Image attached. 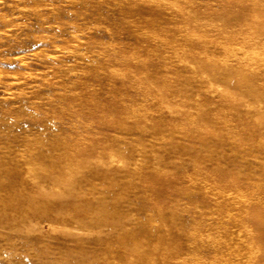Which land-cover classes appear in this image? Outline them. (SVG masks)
Wrapping results in <instances>:
<instances>
[{
    "label": "rangeland",
    "instance_id": "rangeland-1",
    "mask_svg": "<svg viewBox=\"0 0 264 264\" xmlns=\"http://www.w3.org/2000/svg\"><path fill=\"white\" fill-rule=\"evenodd\" d=\"M263 33L264 0H0V264H264Z\"/></svg>",
    "mask_w": 264,
    "mask_h": 264
},
{
    "label": "bare ground",
    "instance_id": "bare-ground-1",
    "mask_svg": "<svg viewBox=\"0 0 264 264\" xmlns=\"http://www.w3.org/2000/svg\"><path fill=\"white\" fill-rule=\"evenodd\" d=\"M262 22H263V21H262ZM262 24H263V23H262ZM262 24H261V26H262ZM261 26H260V28H262ZM258 28H259V27H258ZM258 31H259V30H258ZM262 32H263V31H262ZM256 33H257V35H258V32H256ZM252 34H253V33H252ZM263 34H264V33H263ZM253 35H254V34H253ZM259 35H261V34H259ZM262 36H263V35H262ZM259 37H260V39H264V38H261V36H259ZM255 38H256V37H255ZM252 39H253V38H252ZM257 39H258V38H256L255 41H257ZM260 39H259V40H260ZM249 40H250V39H249ZM253 41H254V40H253ZM255 41H254V45H255V46L253 45L252 42H251L252 44H250V46L253 45L252 47H256V43H255ZM260 42H261V44H260ZM260 42H257V43L261 46L263 40L260 41ZM258 44H257V46H258ZM263 45H264V42H263ZM256 51H257V50H255V52H256ZM245 96H247V95H245ZM252 96H253V95H252ZM249 98H250V97H248V99H249ZM253 102H254V101H253ZM257 103H258V102H257ZM263 103H264V102H263ZM251 104H252V103H251ZM252 106H253V108H254V104H253ZM256 106H261V107H263V106H262V103H261V105H260V103H259V105H256ZM258 108H260V107H258ZM258 108L256 107V109H258ZM260 109H264V108H260ZM253 111H254V110H253ZM250 113H251V112H250ZM248 115H250V114H248ZM202 245H203V244H202ZM208 246H209V245H208ZM228 246H229V245H228ZM224 247H225V246H224ZM258 253H259V252H258ZM253 255H254V254H253ZM255 256H256V255H255ZM255 258H256V257H255Z\"/></svg>",
    "mask_w": 264,
    "mask_h": 264
}]
</instances>
